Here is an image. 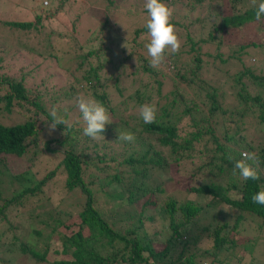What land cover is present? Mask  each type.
<instances>
[{
	"label": "trees",
	"instance_id": "16d2710c",
	"mask_svg": "<svg viewBox=\"0 0 264 264\" xmlns=\"http://www.w3.org/2000/svg\"><path fill=\"white\" fill-rule=\"evenodd\" d=\"M136 1L139 10L129 4L119 22L109 20L113 2L98 9L103 16L85 30L89 40L71 67H61L68 51L58 56L52 47L60 38L75 42L79 14L68 15L70 36L46 31L44 21H57L74 0H58L59 12L46 10L44 0L33 21L0 20V264H261L251 259L264 251V205L251 196L264 187V139L248 131L264 135V18L255 20L250 0H163L173 11L181 49L152 68L144 47L145 0ZM247 22H255L252 31H225ZM168 66L172 88L163 93ZM61 75L79 86L45 98L41 84L54 77L52 88ZM79 94L108 109L112 123L104 138L91 139L75 122ZM70 100L74 105L65 107ZM145 103L156 107L154 123L139 116ZM53 107L66 119L77 112L66 136L63 125L47 134L43 121ZM119 131L132 132L135 140L117 139ZM242 151L257 153L259 180L232 175L229 157L239 159ZM172 168L187 179L183 191L172 182ZM59 177L66 192L82 198L74 220L55 209L40 211L53 202L45 190ZM93 187L115 191L111 211L96 210ZM189 194L208 201L193 203ZM20 217L28 220L22 236L16 233ZM204 219L215 224L192 232ZM156 221L167 236L162 250L145 230ZM49 252L67 259L49 261Z\"/></svg>",
	"mask_w": 264,
	"mask_h": 264
},
{
	"label": "rangeland",
	"instance_id": "374dc122",
	"mask_svg": "<svg viewBox=\"0 0 264 264\" xmlns=\"http://www.w3.org/2000/svg\"><path fill=\"white\" fill-rule=\"evenodd\" d=\"M44 0H0V20H4V21H33L34 18L36 17V15H38L39 13L37 12L38 10H40L42 8V5H44V3L42 4ZM49 3V6L46 8V10H57L59 12L61 6L58 5V0H47ZM62 3H67V2H72L73 0H62ZM107 1H111L113 2L112 6L109 7H113L112 12L111 10H109V20L111 23L113 22H119L117 19L119 17H121L122 11H124L125 9H128V5H131V9L132 11H138L139 10V6H138V1L136 0H129L128 2H126L127 0H74V4L75 6L69 10L63 11L61 12L63 15L61 16H56L55 18L57 19H49L50 17H45L47 18L44 22H48V24L45 26L46 31L51 30H56V31H60V32H65L67 31V35L70 36L72 35L70 32V21H68V15H70V17H72L73 15L75 16L77 13L79 14V18L77 20V31L78 34L76 35L75 38V42H72L70 40H68V38H60L58 41H56V43L53 45V50L56 52V55L60 56V54L65 50L68 51L67 54H65L63 56V61L64 62L61 67L63 66H72L73 62L76 61L75 57L77 54H79L80 51L84 50V44L86 43V41L89 40L88 38V33L85 31L86 29H93L95 28L100 19L102 18L103 14L98 11V9H102L105 8L106 5H108ZM140 4V3H139ZM87 7H86V6ZM84 10V12H82ZM71 11V12H70ZM178 11V7L174 8V12L177 13ZM122 18H124V15L122 16ZM43 20V19H42ZM117 20V21H116ZM134 20V19H132ZM136 22V19L134 20ZM255 22L252 23H245L242 26L239 27H227L225 28L226 32H231V31H235L241 28H247L248 30L252 31L250 28V25H254ZM247 34L248 38H257L259 35L257 34ZM117 37H119V34H116ZM261 36L264 38L263 33L261 34ZM256 40V39H254ZM206 46H202L201 50L207 51ZM51 48L47 47L46 50L49 51ZM61 52V53H60ZM225 55V53H223ZM74 57V58H73ZM249 62H252V58L249 59ZM180 63H178L179 65ZM215 64V63H214ZM169 68L165 70V75L162 77V92L166 93L168 92L171 88H172V74L173 73L171 71V66H168ZM106 70V68H105ZM174 74V73H173ZM176 74V73H175ZM61 77H63L61 75ZM54 77L50 78V83L48 82H43L41 85L44 84L45 86V91L47 93H43L45 98L47 97L48 93H50L51 91H55V93L53 95H59V94H63L66 93L67 89L75 86L70 79H72V77H68L67 78V83L65 80V77L63 78H59L60 81L55 82V84L53 85V87L49 88L48 86H50L52 83V79ZM111 80H113L114 75L112 77H109ZM208 78V77H207ZM108 81V84L110 85L112 81ZM63 81V83H62ZM62 83V84H61ZM79 86V85H78ZM77 86V87H78ZM76 87V88H77ZM76 88L74 89L73 92H75ZM44 89V87H43ZM48 100H50V98H48ZM65 105V107L67 106H72L74 105V101L70 100L66 103H63ZM48 106V104H46ZM77 113V112H76ZM76 113L72 114L71 117L68 119L69 122L73 121L75 119V115ZM41 119L38 118L36 120V124L38 126H41L40 123ZM249 135L251 137L254 138H261L264 139V135L260 134V136H258L256 133L252 132L251 130L248 131ZM180 168L182 170L183 173H185L188 170V165L187 164H180ZM15 171V170H13ZM169 175L174 178L173 179V183L176 184V188L180 191H183L186 184H187V179H184L182 177H180L176 171L175 168H172L169 170ZM160 176L155 177L154 179L157 180H162L160 179ZM162 178H164L162 176ZM50 185L48 186V188L45 190L48 193H50L49 196H51V198L53 199V202H48V205H46L44 208H42L40 211H50L53 213V209H55L56 211H58L57 213L60 215L59 217L65 216L64 213H68L73 215L72 219L74 220L75 218V212L77 211V209H80V206L82 204V198L80 197V195L76 192V191H71V192H66L64 190V188H62V180L59 179L58 180H53L52 182L49 183ZM93 191V199H94V207L96 208L97 211L99 212H109L112 209V205H111V201H113L116 197H115V191H105L102 192L100 191L98 188L93 187L92 188ZM187 200L191 201V202H195L198 204H204L208 201V197L206 196H201V195H193V194H189L185 197ZM60 202L58 205L57 203ZM228 210V208H223V212H226ZM27 211H30L27 210ZM25 211V212H27ZM28 222V220L24 217L21 218L20 217V225L21 227L18 228L17 230V235L18 236H22L24 234L25 231H28L27 227H26V223ZM157 222L155 223V225L153 224H146L145 225V230L147 231V237H153L154 238V245L155 247L159 250H162L164 248V244L162 243L163 240L166 239L167 236H165V230L162 229V227H158L157 226ZM35 224V222H34ZM209 224H215V222H212L211 219H204V220H200L199 224L194 225L193 224V230L192 232H196L198 233L202 226H207ZM160 226V225H159ZM155 231H158L157 235L155 236L153 233ZM86 235H88V232L86 233ZM28 236V234H27ZM26 236V237H27ZM58 246V245H57ZM56 246V247H57ZM53 248V247H52ZM238 252V251H237ZM259 257V261H261V264H264V251H260L259 254L254 255V257L251 259V261L255 262V258ZM47 260L51 261V260H62V259H67L66 256H55L54 254H51L50 252L47 255ZM248 260V256H245V258L242 260L243 262H246ZM208 263V262H207ZM206 261H204L202 264H207ZM21 264H35V263H29L26 261H23Z\"/></svg>",
	"mask_w": 264,
	"mask_h": 264
},
{
	"label": "clouds",
	"instance_id": "9594fccd",
	"mask_svg": "<svg viewBox=\"0 0 264 264\" xmlns=\"http://www.w3.org/2000/svg\"><path fill=\"white\" fill-rule=\"evenodd\" d=\"M250 3L254 9L255 20L260 21L264 18V0H250ZM144 8L147 13L145 28L148 35L144 47L149 57V66L159 68L165 63L168 55H175L180 51L181 41L171 22L173 11L163 0H145ZM75 107L79 113L75 122H82L83 134L94 140L104 138L102 133L106 131V125L112 121L103 103L90 95L79 94L75 98ZM156 111L155 105L145 103L139 107V116L145 124H151L156 120ZM43 122L49 136L57 130L58 125L64 126L61 132L63 136L68 135L72 129V124L65 116L60 115L55 107L50 109L48 118ZM117 139L132 142L135 135L130 131H119ZM229 159L234 160L232 169L234 177L238 176L243 181L260 179L259 157L256 152L242 151L239 159L234 157ZM251 200L255 204L264 205V187L252 194Z\"/></svg>",
	"mask_w": 264,
	"mask_h": 264
}]
</instances>
